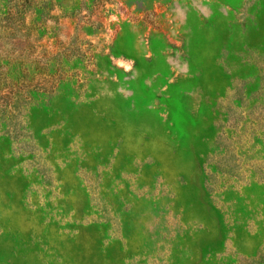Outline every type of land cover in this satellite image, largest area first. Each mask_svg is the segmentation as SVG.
<instances>
[{
	"label": "rangeland",
	"instance_id": "1",
	"mask_svg": "<svg viewBox=\"0 0 264 264\" xmlns=\"http://www.w3.org/2000/svg\"><path fill=\"white\" fill-rule=\"evenodd\" d=\"M0 264H264V0H0Z\"/></svg>",
	"mask_w": 264,
	"mask_h": 264
}]
</instances>
